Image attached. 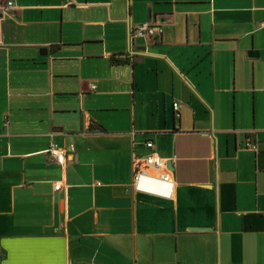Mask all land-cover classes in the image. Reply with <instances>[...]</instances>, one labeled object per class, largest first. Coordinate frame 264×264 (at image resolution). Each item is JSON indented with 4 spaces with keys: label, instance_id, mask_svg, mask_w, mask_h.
Wrapping results in <instances>:
<instances>
[{
    "label": "crops",
    "instance_id": "0c3cea01",
    "mask_svg": "<svg viewBox=\"0 0 264 264\" xmlns=\"http://www.w3.org/2000/svg\"><path fill=\"white\" fill-rule=\"evenodd\" d=\"M2 1L0 264H264V0Z\"/></svg>",
    "mask_w": 264,
    "mask_h": 264
},
{
    "label": "built area",
    "instance_id": "2783aa9c",
    "mask_svg": "<svg viewBox=\"0 0 264 264\" xmlns=\"http://www.w3.org/2000/svg\"><path fill=\"white\" fill-rule=\"evenodd\" d=\"M11 7V1L3 2L2 0H0V9H10ZM162 33L163 30L160 24L146 22L140 24L135 28L133 32V37H146L150 42L153 43L159 38H161ZM178 107L179 104L177 102L172 104V109L175 112L178 110ZM145 147L149 150V152L145 156H133L132 187L134 191L155 195L157 193L149 189H145L144 185L146 183H158L170 187L168 193L164 196L171 197L174 182L171 179L170 171L167 167L168 161L162 159L154 152V145L151 141H147ZM246 148L252 149L249 141L246 143ZM72 150L73 148L72 146H70L69 151ZM46 153L57 160H64L67 157L66 150H61L56 146H51V148H49ZM54 190L55 192L62 190L61 184H56L54 186Z\"/></svg>",
    "mask_w": 264,
    "mask_h": 264
}]
</instances>
